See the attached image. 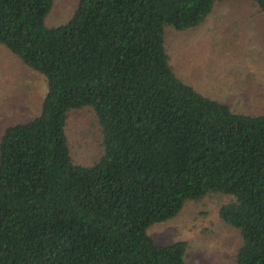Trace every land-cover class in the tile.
<instances>
[{
    "label": "trees",
    "instance_id": "1",
    "mask_svg": "<svg viewBox=\"0 0 264 264\" xmlns=\"http://www.w3.org/2000/svg\"><path fill=\"white\" fill-rule=\"evenodd\" d=\"M225 1L78 0L48 26L53 0H0V47L46 82L38 115L0 139V264H188L185 242L147 229L210 193L230 198L219 218L239 231L235 264H264V114L199 93L165 47L166 29ZM83 108L101 135L91 165L66 134Z\"/></svg>",
    "mask_w": 264,
    "mask_h": 264
},
{
    "label": "rangeland",
    "instance_id": "2",
    "mask_svg": "<svg viewBox=\"0 0 264 264\" xmlns=\"http://www.w3.org/2000/svg\"><path fill=\"white\" fill-rule=\"evenodd\" d=\"M53 1L47 25L66 23L78 0ZM165 47L177 76L199 93L235 112L264 114V15L255 3L221 2L197 28L166 29ZM45 93V79L0 47V139L7 126L38 115ZM66 134L76 164L91 165L101 156L99 126L90 109L69 112ZM229 201L214 193L187 200L176 217L151 225L147 234L161 246L185 242L188 264H235L239 231L219 218Z\"/></svg>",
    "mask_w": 264,
    "mask_h": 264
}]
</instances>
